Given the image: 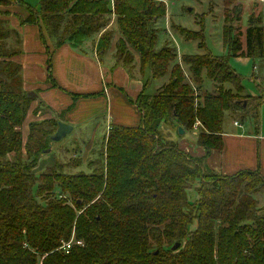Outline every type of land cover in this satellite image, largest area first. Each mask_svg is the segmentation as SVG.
<instances>
[{"label": "trees", "instance_id": "1", "mask_svg": "<svg viewBox=\"0 0 264 264\" xmlns=\"http://www.w3.org/2000/svg\"><path fill=\"white\" fill-rule=\"evenodd\" d=\"M0 5V264H264V214L254 196L264 189V176L258 170L223 175L207 163L213 150L223 148L226 115L257 116L264 103L245 92L229 58L178 56L170 43L157 48L155 24L166 10L151 0H40L38 9L25 0ZM12 6L27 12L21 25H39L48 55L66 44L92 50L85 43L103 32L113 13L121 39L106 33L92 51L103 58L118 50L117 64L144 77L135 100L140 124L110 125L97 157L90 152L82 161L73 149L69 159L79 155V162L56 158L50 170L36 174L64 117L32 122L24 141L22 127L36 98L24 89L18 60L23 37L7 18ZM248 23L244 43L224 27L230 57H264V29L253 19ZM176 30L186 40L202 34ZM163 77L169 80L149 93L150 81ZM206 78L215 90L206 87ZM165 124L176 127L179 139V127L187 134L199 124L193 143L204 154L193 155L163 134ZM85 161L91 171H66ZM176 243L181 246L173 250Z\"/></svg>", "mask_w": 264, "mask_h": 264}, {"label": "crops", "instance_id": "2", "mask_svg": "<svg viewBox=\"0 0 264 264\" xmlns=\"http://www.w3.org/2000/svg\"><path fill=\"white\" fill-rule=\"evenodd\" d=\"M9 10L7 18L23 37V53L18 60L23 65L24 89L37 95L22 127L24 141L32 122L61 114L73 131L100 116L88 142L96 139L104 123L106 132L110 125L140 124L141 113L135 100L144 90V77L135 71L129 73L111 55L99 58L92 50L80 52L68 44L48 55L39 25H21L20 16L26 17V10L19 6ZM39 102L46 106V112H36ZM258 126L247 128L241 123L224 129L223 148L211 152L208 167L223 175L258 170L264 176V120ZM173 139H179L178 135ZM180 143L193 155L204 154L194 143Z\"/></svg>", "mask_w": 264, "mask_h": 264}, {"label": "rangeland", "instance_id": "3", "mask_svg": "<svg viewBox=\"0 0 264 264\" xmlns=\"http://www.w3.org/2000/svg\"><path fill=\"white\" fill-rule=\"evenodd\" d=\"M31 6L39 8L40 0H25ZM114 1V0H113ZM157 4H163L166 10L165 17L159 19L155 24V28L160 32L157 48H161L164 44L170 43L177 48L178 56L182 54H204L210 53L215 57L229 58V64L240 76L242 85L246 93L252 94L256 98L263 97L264 99V57L252 58L247 56L230 57L229 48L225 45L223 35L224 27L228 28L230 34L240 36V40L244 43L246 30L249 26V19L257 21L259 26L264 29V2L255 0H151ZM161 2V3H159ZM4 9V6L0 5ZM230 16L229 23L225 22V18ZM116 16L112 13L111 19L103 32L94 36V39L85 43L84 47L95 50L99 40L103 39L106 33L115 34L113 40L116 42L121 39L120 32L116 23ZM182 27L187 30L201 32L197 35L199 39L186 40L181 34L177 33L176 28ZM115 33H112V31ZM200 36L204 38L200 39ZM113 37V36H112ZM118 39V40H117ZM119 42V41H118ZM202 44V46L200 45ZM127 49L131 47L127 44ZM132 52V51H131ZM135 55V52H132ZM107 55L117 58L118 50L109 52ZM138 69L135 73H138ZM169 80L168 77H163L151 80L147 86V91L151 94L164 85ZM205 85L211 91L215 90V84L212 80L206 78ZM39 111L46 112V106L39 104ZM243 113H238L235 117L226 115L224 120V129L234 128V121H243L247 128L252 125H258L264 120V103L259 106L257 116L252 114L242 118ZM234 118V119H233ZM100 116L88 120L82 126L76 128L69 133L65 138L59 142H54V147L51 151L46 153L39 161L38 166L34 169L36 174L44 173L50 170L55 163V159L62 163L79 162V155L77 158L69 159L73 154V149L76 153L82 154V161L86 160L87 156L94 154L91 157H97L101 152V144L106 133V124H102L97 132L96 139L89 141L90 136L95 132L96 124L100 120ZM101 121V120H100ZM108 123V122H107ZM165 124L161 128V132L173 139L177 136L176 127L174 125ZM201 126L194 125L193 130L178 139L188 144L196 142L197 134ZM177 138V137H176ZM195 144V143H194ZM88 161V160H86ZM64 166V165H63ZM65 167V166H64ZM96 168V167H95ZM93 168H89L87 162H83L80 167L66 168L67 172H88ZM264 189L254 196L256 198L257 206L264 212ZM191 199L196 198V193L191 189Z\"/></svg>", "mask_w": 264, "mask_h": 264}, {"label": "water", "instance_id": "4", "mask_svg": "<svg viewBox=\"0 0 264 264\" xmlns=\"http://www.w3.org/2000/svg\"><path fill=\"white\" fill-rule=\"evenodd\" d=\"M30 96L32 97H36V93L34 92H30L29 93ZM73 131V126L66 123V122H63V121H60L58 123V128L56 130V132L51 135L50 137V140L52 142H59L61 141L63 138H65L69 133H71ZM178 131H179V134L183 135L185 133L184 129L182 127H179L178 128ZM52 149V147L50 146L46 151L45 153H48L50 152ZM181 246L180 243H176L174 244V246L172 247L173 250H177L179 247Z\"/></svg>", "mask_w": 264, "mask_h": 264}, {"label": "built area", "instance_id": "5", "mask_svg": "<svg viewBox=\"0 0 264 264\" xmlns=\"http://www.w3.org/2000/svg\"><path fill=\"white\" fill-rule=\"evenodd\" d=\"M113 1V0H112ZM255 1H259V2H264V0H255ZM235 125H238V122H235ZM78 244H81V242H77ZM73 241H69L67 243L64 244L63 250L65 253H69L70 250L72 249L73 246Z\"/></svg>", "mask_w": 264, "mask_h": 264}]
</instances>
